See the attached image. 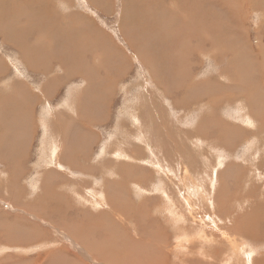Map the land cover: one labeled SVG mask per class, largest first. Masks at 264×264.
I'll return each mask as SVG.
<instances>
[{"label": "rangeland", "instance_id": "374dc122", "mask_svg": "<svg viewBox=\"0 0 264 264\" xmlns=\"http://www.w3.org/2000/svg\"><path fill=\"white\" fill-rule=\"evenodd\" d=\"M38 1L0 6V264H264L263 0Z\"/></svg>", "mask_w": 264, "mask_h": 264}, {"label": "crops", "instance_id": "0c3cea01", "mask_svg": "<svg viewBox=\"0 0 264 264\" xmlns=\"http://www.w3.org/2000/svg\"><path fill=\"white\" fill-rule=\"evenodd\" d=\"M71 5V4H70ZM69 9V8H68ZM171 13H177L178 11H174V10H172V11H170ZM149 16V15H148ZM119 31V30H118ZM10 42H12V41H10ZM128 43H131V41H127ZM13 43V42H12ZM21 62H23V63H25V60H21ZM45 75V74H44ZM3 78V77H2ZM22 79V78H21ZM5 80H3V81H1V82H3V83H1L2 84V86H5L6 85V82H4ZM191 82H193V81H191ZM23 83H25L26 84V82H25V80L23 79V80H17V82L15 81H8L7 82V86L5 87V91L6 92H8V86L9 87H14V84H17V85H19V84H23ZM11 84V85H10ZM27 85V87L28 88H30L29 87V85L28 84H26ZM24 87V86H23ZM49 88H50V85H43L42 87H41V92L43 93V94H46L47 93V91L49 90ZM46 90V91H45ZM44 91V92H43ZM53 96V95H52ZM52 96L50 97V98H52ZM49 98V99H50ZM168 100V99H167ZM72 101H73V103H72V105L69 107V109H68V111H66V113H68V114H76L77 112H76V108H75V104L78 102V97H77V95L76 94H73L72 95ZM4 103H7V101H6V99L5 98H1V96H0V109L1 108H3L4 107ZM176 103H178V100L176 101ZM171 104H172V106L173 107H177V104H175L174 103V101L173 102H171ZM147 107V108H146ZM154 105H148V104H145V105H143L142 106V108H140V107H138V106H134L133 108H129V110H128V118H129V121L131 122L132 120L131 119H134L135 117H139L140 119H144L145 121H142V122H140L139 124H140V126H139V129L141 128V127H143L146 123H148V122H157V118H156V116H155V114H154V111H153V109H154ZM136 111V112H135ZM144 111V112H143ZM152 112V114L150 115L149 114V112ZM134 112H135V114H134ZM3 113H5V114H7L6 112H4L3 111V109H2V112L0 113V115H2ZM12 113H16L17 115H19V117L20 116H22V115H24V110H22V109H20V108H16L15 109V111H12ZM66 113H64V112H56L55 113V115H64V114H66ZM48 115H49V118H48V122L52 119V117H53V113L50 111V113H48ZM64 119H66V117L64 118ZM137 119V118H136ZM46 120V119H45ZM59 120H61L60 118H59ZM135 120V119H134ZM7 121V120H6ZM13 123H17V122H19L18 123V126L20 127V128H22L23 126H26L27 128H26V130L28 131L29 129H30V127L28 126L29 124L28 123H26V120L24 121V119H22V120H18L17 118H16V120H14L13 121V119L11 120ZM21 121H24V122H21ZM140 121V120H139ZM26 123V124H25ZM42 124L45 126L44 128V133H46V139H45V141H47L48 142V140H49V135H53L54 137H55V139H56V141L59 143V145H61V144H63V142L65 141V134L63 133V131H57V130H60V129H58V128H56L55 130L50 126V124L49 123H46V122H42ZM132 125H133V130L136 132L137 131V129H136V126L132 123ZM16 127L15 126H13L12 127V129H15ZM1 130H6L7 128H5V127H2V128H0ZM59 134V135H58ZM61 138H62V140H61ZM140 140L143 142L144 141V145H146V146H152V144L149 142V139L145 136V135H143V136H140ZM60 141V142H59ZM62 142V143H61ZM105 152H106V155H107V151L105 150ZM0 162H1V160H0ZM55 162L53 161L51 164H54ZM59 164V163H58Z\"/></svg>", "mask_w": 264, "mask_h": 264}, {"label": "bare ground", "instance_id": "6f19581e", "mask_svg": "<svg viewBox=\"0 0 264 264\" xmlns=\"http://www.w3.org/2000/svg\"><path fill=\"white\" fill-rule=\"evenodd\" d=\"M8 1L11 2V0H2V1H0V6H2V5H1L2 3H3V4H7ZM36 1H37V0H36ZM39 1H40V0H39ZM39 1H38V2H39ZM224 1H225L226 6H227L229 9H231L230 6H233V7H234V6H235V7H236V6H239V8H240V6H243L242 3L238 4V2L229 1V0H224ZM38 2H35V3L37 4ZM222 2H223V1H222ZM262 2H264V0H263ZM228 3H229V5H230V4H231V5L229 6ZM69 5H70V4H69ZM38 6H39V5H38ZM42 6H43V5H42ZM262 6H263V5H262ZM224 7H225V6H224ZM0 8H1V7H0ZM30 8H32V7H30ZM67 8H69L68 5H67ZM22 9H23V8H22ZM33 9H34V7H33ZM179 9H180V8H179ZM232 9H233V8H232ZM262 9H264V8H262ZM36 10H38V9H36ZM39 10H40V8H39ZM226 10H227V9H226ZM233 10H235V8H234ZM240 10H241V9H240ZM227 11H228V10H227ZM243 11H244V10H243ZM229 12H230V11H229ZM20 13H21V12H20ZM36 14H37V13H36ZM232 15H233V14H232ZM229 17H231V16H229ZM230 20H231V19H230ZM231 21H232V20H231ZM22 25H23V24H22ZM1 26H2V24L0 23V28H1ZM24 26H25V25H24ZM24 26H23V27H24ZM56 26H57V25H56ZM3 27H4V26H3ZM20 27H22V26H20ZM193 28H194V27H193ZM2 29H3V28H2ZM17 30H18V29H17ZM177 30H179V29H177ZM1 31H2V30H0V32H1ZM1 33H2V32H1ZM7 35H8V34H7ZM16 37H17V35L15 36V38H16ZM175 38H176V37H175ZM11 39H12V38H11ZM18 39H19V38H18ZM12 40H13V39H12ZM12 42H14V41H12ZM263 46H264V44H263ZM249 51H250V50H249ZM25 56H26V55H24V57H25ZM105 57H106V56H105ZM161 61H162V60H161ZM1 63H2V62H1ZM165 63H166V62H165ZM155 68H156V67H155ZM250 79H251V78H250ZM16 82H17V81H16ZM1 83H3V82H1ZM167 83H168V82H167ZM170 84H171V83H170ZM207 84H208V83H207ZM42 85H43V84H42ZM158 85H159V84H158ZM162 85H163V84H162ZM73 86H74V85H73ZM205 86H206V85H205ZM209 86H210V85H209ZM251 87H252V86H251ZM167 88H168V87H167ZM213 88H214V87H213ZM253 89H254V88H253ZM45 91H46V90H45ZM167 91H168V90H167ZM183 91H184V90H183ZM43 92H44V91H43ZM164 92H165V91H164ZM208 92H209V91H208ZM211 92H212V91H211ZM218 92H219V91H218ZM192 97H193V96H192ZM254 98H255V97H254ZM79 99H80V98H79ZM252 99H253V98H252ZM143 100H144V99H143ZM143 100H142V101H143ZM251 101H252V100H251ZM92 103H93V102H92ZM197 103H198V102H197ZM175 104H176V102H175ZM179 104H180V103L178 102L177 105H179ZM253 104H254V103L252 102V105H253ZM252 105H250V106H252ZM254 105H255V104H254ZM254 105L252 106L253 108H254ZM146 108H147V107H146ZM260 108H261V107H260ZM1 109H2V108H1ZM1 109H0V110H1ZM261 110H262V109H261ZM249 111H251V109H250ZM257 111H258V110H257ZM259 111H260V109H259ZM135 112H136V111H135ZM135 112H134V114H135ZM260 112H261V111H260ZM262 112H263V111H262ZM6 113H7V112H6ZM175 113H176V112H175ZM251 113H253V112H251ZM24 114H25V113H24ZM251 115H252V114H251ZM257 115L259 116V114H257ZM125 116H126V113H125ZM211 117H212V116H211ZM250 117L252 118V116H250ZM136 118L138 119V117H135V118H134V119H135L134 121H136ZM12 119H13V121L16 120V118H12ZM12 119H11V120H12ZM22 119H23V118H22ZM137 121H139V119H138ZM212 121H213V120H212ZM138 123H139V122H138ZM209 123H211V122H209ZM247 123H248V122H247ZM8 124H9V123H8ZM65 124H66V123H65ZM133 124H134V123H133ZM248 124H249V123H248ZM45 126H46V125H45ZM136 126H137V125H136ZM137 127H138V126H137ZM236 127H237V126H236ZM218 128H219V127H218ZM44 129H45V128H44ZM138 129H139V128H138ZM201 129H202V128H201ZM201 129H200V130H201ZM258 129H259V128H258ZM204 130H205V129H204ZM115 131H116V130H115ZM63 132H64V130H63ZM198 133H199V132H198ZM148 134H149V133H148ZM58 135H59V134H58ZM10 136H11V135H10ZM136 136H137V135H136ZM74 139H76V138L74 137ZM61 140H62V138H61ZM45 142H46L45 145H46V148H47V146H48V145H47V141H45ZM59 142H60V141H59ZM61 143H62V142H61ZM104 143H105V142H104ZM143 143H144V141H143ZM56 144H57V147H56V149L53 151V153H51L52 151L50 150V151H51L50 153H51V155H52V159H51V160H48V161H49L50 163H52V162L54 161L55 163H54V164H51V165H54L55 167L59 168L60 165L58 164V162H59V160H60V157L63 156L62 154H63L65 151H66V152H69V150H67V148H66V143H65V141H64L63 144H61V145H59V143L56 141ZM79 144H80V143H79ZM54 145H55V144H54ZM91 145H93V144H91ZM103 145H104V144H103ZM51 146H52V144H51ZM88 146H90V145H88ZM43 147H44V146H43ZM44 148H45V147H44ZM50 148H51V147H50ZM52 148H53V147H52ZM77 148H79V147H77ZM103 148H104V147H103ZM144 148H145V145H144ZM47 149H48V148H47ZM72 149H73V148H72ZM155 149H156V148H155ZM141 151H142V150H141ZM2 152H3V151H2ZM86 152H87V151H86ZM103 152H104V151H103ZM153 152H154V151H153ZM155 152H156V151H155ZM74 153H75V152H74ZM148 153H149V152H148ZM144 154H145V153H144ZM115 156H116V155H115ZM134 157H135V156H134ZM156 157L158 158V156H156ZM64 158H65V157L63 156V159H62V160H64ZM78 158H79V157H78ZM162 158H163V157H162ZM101 159H102V158H101ZM111 159H112V158H111ZM68 160H69V159H68ZM144 160H145V159H144ZM83 161H84V160H83ZM100 161H101V160H100ZM38 162H39V161H38ZM77 162H78V161H77ZM102 162H103V160H102ZM102 162H100V163H102ZM95 164H96V162H95ZM117 164H118V163H117ZM48 165H49V164H48ZM109 165H110V164H109ZM48 167H49V166H48ZM91 167H92V166H91ZM96 167H97V166H96ZM113 167H114V166H113ZM85 168H86V167H85ZM106 168H107V170L110 169L109 166L106 167ZM115 168H116V167L111 168V169L113 170V169H115ZM83 169H84V168H83ZM86 169H87V168H86ZM92 169H93V168H92ZM117 169H118V167H117ZM126 170H127V169H126ZM80 171H81V170H80ZM90 171H92V170H90ZM113 171H114V170H113ZM118 171H119V169H118ZM81 172H82V171H81ZM85 172H86V171H85ZM125 172H126V171H125ZM213 172H214V171H213ZM89 173H90V172H89ZM100 173H101V172H100ZM108 173H109V172H108ZM81 174H82V173H81ZM87 174H88V173H87ZM104 174H105V172H104ZM114 174H115V173H114ZM114 174H112V175H114ZM79 175H80V174H79ZM112 175H110V173L108 174V176H110V177H111ZM118 175H119V174H118ZM121 175H122V174H121ZM121 175H119V176H121ZM213 175H214V174H213ZM83 176H84V175H83ZM83 176H82V177H83ZM86 176H87V175H86ZM86 176H85V177H86ZM106 176H107V175H106ZM125 176H126V175H125ZM89 177H90V176H89ZM115 177H116V176H115ZM87 178H88V176H87ZM102 178H103V177H102ZM107 178H108V177H107ZM118 178H119V177H118ZM125 178H126V177H125ZM76 179H77V178H76ZM85 179H86V178H85ZM52 180H53V179H52ZM54 180H55V179H54ZM67 181H68V180H67ZM67 181H66V182H67ZM73 181H74V180H73ZM84 182H85V181H84ZM59 183H60V182H59ZM72 183H74V182H72ZM77 183H78V182H77ZM70 184H71V183H70ZM120 184H121V183H120ZM61 185H65V186H64L65 188L68 187L66 184H60V187H63V186H61ZM70 186H72V185H70ZM75 186H76V184H75ZM72 187H73V186H72ZM68 191H70L69 194L72 193L71 190H68ZM68 191H66V192H68ZM88 191H89V190H88ZM103 191H104V190H103ZM64 192H65V191H64ZM73 192H74V193H72V194H79V192L77 191V189H73ZM80 192H81V191H80ZM104 192L107 193L106 191H104ZM86 193H88V194H90V195L92 196V195H97V194L99 195V193H102V191L100 190L99 193H98L97 191H92V190H91L90 192H86ZM117 193H118V192H117ZM79 195H80V194H79ZM90 195H89V196H90ZM92 197H93V196H92ZM103 197H104V196H103ZM103 197H102V198H103ZM108 197H109V196H107V198H108ZM116 197H117V196H116ZM93 198H94V200L97 199L96 196H94ZM94 200H93V201H94ZM108 200H109V198H108ZM111 200H112V199H110V201H111ZM117 200H118V199H117ZM117 200H115V198H114V201H115L116 203H117ZM124 200H125V199H124ZM99 201H100V200H99ZM114 201H112V202H114ZM97 202H98V201H97ZM97 202H96V203H97ZM115 202H114V203H115ZM125 202H126V201H125ZM116 203H115V204H116ZM94 204H95V203H94ZM95 205H96V204H95ZM97 206H98V205H97ZM111 206H112V205H111ZM116 206H117V204H116ZM118 206H120V205H118ZM120 207H121V206H120ZM121 209H123V208L121 207ZM118 211H119V210H118ZM120 211H121V210H120ZM120 211H119V212H120ZM123 213H124V212H123ZM117 214H118V213H117ZM103 215L106 216L107 214L105 215V214L103 213ZM115 217H116V214H115ZM117 217H119V216H117ZM117 217H116V218H117ZM116 218H115V219H116ZM112 219H113V218H112ZM118 219H119V218H118ZM113 221H114V220H113ZM240 225H241V224H240ZM81 228H82V227H81ZM78 229H79V228H78ZM78 229H77V230H78ZM85 229H86V228H85ZM92 230H93V229H92ZM253 232H254V231H253ZM12 233H13V232H12ZM112 236H113V235H112ZM113 237H115V235H114ZM113 237H112V238H113ZM116 239H117V238H116ZM116 239H115V240H116ZM166 239H167V238H166ZM11 240H12V239H11ZM118 240H119V239H118ZM112 242H113V241H112ZM242 242H243V241H242ZM164 243H165V242H164ZM231 243H232V242H231ZM12 244H13V243H12ZM107 245H108V244H107ZM109 245H110V243H109ZM158 245H159V244H158ZM163 245H164V244H163ZM236 245H237V244H236ZM112 246H113V244H112ZM114 246H115V245H114ZM133 246H134V245H133ZM198 246H199V245H198ZM119 248H120V247H119ZM119 248H118V249H119ZM177 248H178V247H177ZM87 250H88V249H87ZM98 251H99V250H98ZM119 251H120V249H119ZM119 251H118V252H119ZM131 251H132V250H131ZM167 251H168V250H167ZM160 252H161V251H160ZM133 253H134V252H133ZM110 254L112 255V258H111V260H112V259H113V256H115V255H114L112 252L109 253V256H111ZM125 254L127 255L126 252H125ZM126 255H125V256H126ZM230 255H231V253H230ZM233 255H234V254H233ZM101 256H102V255H101ZM142 256H143V255H142ZM142 256H141V259H143ZM106 257H107V256H106ZM106 257H104V259H105ZM122 257H123V256H122ZM122 257H121V259H122ZM143 257H144V256H143ZM226 257H227V255H226ZM128 258L130 259V261L132 260V258H131L130 256H129ZM139 258H140V257H139ZM101 259H102V258H101ZM104 259H103V261H104ZM109 259H110V258H108V260H109ZM116 259H117V258H116ZM116 259H114L115 262H116ZM151 259H152V258H151ZM226 259H227V258H226ZM237 259H238V258H237ZM105 260H106V259H105ZM123 260H125V258H123ZM123 260H122V261H123ZM173 260H174V259H173ZM227 260H228V259H227ZM227 260H226V261L224 260V261L227 262ZM112 261H113V260H112ZM114 261H113V263H115ZM125 261H127V260H125ZM143 261H144V259H143ZM145 261H146V260H145ZM228 261H229V260H228ZM118 262H119V261H118ZM10 263H11V262H10ZM32 263H33V262H32ZM95 263H96V262H95ZM113 263H112V264H113ZM127 263H129V261H128ZM132 263H133V260H132ZM132 263L130 262V264H132ZM159 263H160V262H159ZM221 263H222V262H221ZM240 263H241V262H240ZM240 263H239V264H240ZM25 264H27V263H25ZM101 264H104V263L101 262ZM108 264H109V263H108ZM116 264H117V262H116ZM120 264H121V263H120ZM123 264H124V261H123ZM133 264H134V263H133ZM135 264H136V263H135ZM138 264H139V263H138ZM157 264H158V263H157ZM160 264H161V263H160ZM223 264H226V263H223Z\"/></svg>", "mask_w": 264, "mask_h": 264}]
</instances>
